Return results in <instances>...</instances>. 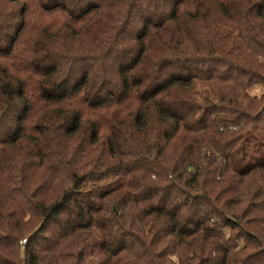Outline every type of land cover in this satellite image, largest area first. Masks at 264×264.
<instances>
[{
  "label": "trees",
  "instance_id": "1",
  "mask_svg": "<svg viewBox=\"0 0 264 264\" xmlns=\"http://www.w3.org/2000/svg\"><path fill=\"white\" fill-rule=\"evenodd\" d=\"M0 264H264V0H0Z\"/></svg>",
  "mask_w": 264,
  "mask_h": 264
}]
</instances>
